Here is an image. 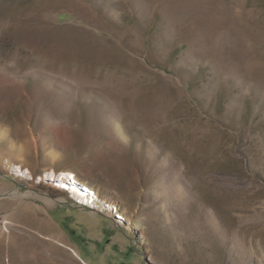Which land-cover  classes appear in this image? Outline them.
Instances as JSON below:
<instances>
[{
    "label": "rangeland",
    "instance_id": "374dc122",
    "mask_svg": "<svg viewBox=\"0 0 264 264\" xmlns=\"http://www.w3.org/2000/svg\"><path fill=\"white\" fill-rule=\"evenodd\" d=\"M0 264H264V0H0Z\"/></svg>",
    "mask_w": 264,
    "mask_h": 264
},
{
    "label": "bare ground",
    "instance_id": "6f19581e",
    "mask_svg": "<svg viewBox=\"0 0 264 264\" xmlns=\"http://www.w3.org/2000/svg\"><path fill=\"white\" fill-rule=\"evenodd\" d=\"M210 18V17H209ZM214 19V18H213ZM201 20H202V22L203 23H208V17H202L201 18ZM210 20V19H209ZM186 39V38H185ZM189 43V42H188ZM55 134H56V136L58 137V138H62V132L61 131H56L55 132ZM16 167H17V169L19 170L18 172H20V173H22V174H25L26 173V171H24L22 168H21V166L20 165H16ZM16 169V168H15ZM45 177L46 178H48V179H50L51 181H53V182H55L57 185H59V186H62V187H65L66 186V188L67 189H69V191H71L72 192V195H74L75 197H77V198H79L80 200H83V199H81L80 197V195H83V197H85V201L87 202L88 200H90L91 201V204H93V203H95V202H92V201H94V199H96L95 201H98V196H97V198H94V196H93V193H92V189L91 188H89L88 187V185H86L85 183H82V182H80L79 181V179L77 178V176L74 174V172L72 171V170H70V169H66V170H62V171H59V172H57V173H55V172H53V171H51V170H49V171H46L45 173ZM49 180V181H50ZM79 185H84V186H86L87 188L85 189V190H82L80 187H79ZM17 195H19V196H24V195H26V194H24V193H18ZM33 195V194H32ZM96 196V195H95ZM44 198H46V197H44ZM43 198V199H44ZM47 199V198H46ZM60 201H64L65 199L64 198H60L59 199ZM47 201H48V199H47ZM51 200H49L48 202H50ZM47 202V203H48ZM102 205H104L105 203H107L106 201H103V203L102 202H100ZM50 204V203H49ZM53 204V203H52ZM96 204V203H95ZM5 222L6 221H4V225H5ZM7 227V226H6ZM26 260V259H25Z\"/></svg>",
    "mask_w": 264,
    "mask_h": 264
},
{
    "label": "crops",
    "instance_id": "0c3cea01",
    "mask_svg": "<svg viewBox=\"0 0 264 264\" xmlns=\"http://www.w3.org/2000/svg\"><path fill=\"white\" fill-rule=\"evenodd\" d=\"M54 205L56 206V204H54ZM57 211H58V210H57ZM54 212H55V211H54ZM54 212H53V213H54ZM53 215H54V214H52V218L55 220V218H54V216H53Z\"/></svg>",
    "mask_w": 264,
    "mask_h": 264
}]
</instances>
